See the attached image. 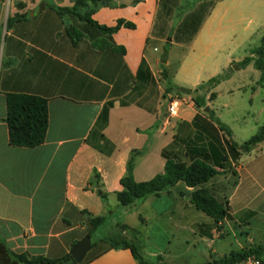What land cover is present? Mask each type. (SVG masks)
I'll list each match as a JSON object with an SVG mask.
<instances>
[{"label":"crops","instance_id":"0c3cea01","mask_svg":"<svg viewBox=\"0 0 264 264\" xmlns=\"http://www.w3.org/2000/svg\"><path fill=\"white\" fill-rule=\"evenodd\" d=\"M225 1L211 3L199 21L197 11L211 0H112L91 19L106 27L124 20L134 28L108 37L55 11L71 7L70 0H0V264H21V254L47 259L70 254L90 231L88 214L114 222L118 236L136 242L148 263L204 264L222 257L212 248L213 236L219 235L190 203L192 190L182 183L128 206L118 204L116 193L131 156L134 181L144 182L163 172L165 157L216 165L227 155L214 117L201 111L209 109V92L199 99L197 94L200 108L189 94L178 97L180 88L198 92L214 78L215 72L201 78L194 63L221 49L223 22L234 21L228 14L237 7ZM203 31L198 56L189 62ZM174 48L187 49L177 67ZM8 94L47 101L48 125L40 145L9 143ZM169 98L179 102L171 119ZM198 142H208L209 148H195ZM235 171L253 179L247 168ZM221 175L219 182H225L228 173ZM220 196L227 199L226 192ZM135 216L139 226L133 228L127 218ZM195 255L203 262L192 263ZM85 264L138 263L129 249L118 248L90 256Z\"/></svg>","mask_w":264,"mask_h":264},{"label":"rangeland","instance_id":"374dc122","mask_svg":"<svg viewBox=\"0 0 264 264\" xmlns=\"http://www.w3.org/2000/svg\"><path fill=\"white\" fill-rule=\"evenodd\" d=\"M213 2L215 0L207 3L204 6L206 9L197 11L198 20L207 14ZM229 4H232L231 7L237 4V7L232 15L228 14L234 21L223 22L221 33L226 38L218 44L221 49L215 51L214 56L197 59V63H194V66L200 71L201 78L205 79L215 72L214 78H219V80L214 85L205 83L198 92L191 91L198 94V99L209 92V99H206L205 103H208L210 111H205L208 106L201 108V111L207 113L208 117H214L218 129L221 124L230 132V136H227L224 131L219 129L226 147L227 155L224 157L228 158V162H225V172L228 173V178L225 182L222 180L219 182L222 175H218L212 181L213 194L221 198L220 194L226 192L227 200H230V204L228 203L229 219L221 224L218 231L213 219L203 214L206 221H210L212 228L217 233L215 234L219 235V239L214 236L212 238V248L216 250V256L227 255L231 251L235 252L250 246L260 245L264 249V140L248 152L239 153L237 159H232L229 149V140L237 145H242L254 136L264 124V74L253 65L255 52L263 45L264 0H226L224 2V5ZM212 27L215 28V25ZM204 33L206 32L203 31L200 34V40L195 42L189 55V62L198 56ZM186 50V48H174L172 51L174 60L172 63L175 67L179 65ZM245 58H250L251 61L248 64H243L242 61ZM229 59L232 63L228 67L226 62ZM172 89L174 94H179L175 83L172 84ZM211 94H213L212 98H210ZM180 96L186 95L179 94L178 97ZM204 145L209 148L208 142L193 143L195 148ZM238 166L247 168L253 175V179H249L250 176H247L245 171L242 174L236 172L235 168ZM232 171L235 173L232 174ZM127 223L133 228L139 226L136 216L127 218ZM106 233L119 237L114 222L108 221L98 228L96 235H92L91 242L94 243L100 238V234ZM131 244L138 251L140 250L136 242ZM104 246L106 247L107 244L100 243L89 257ZM206 250L210 251L211 249L206 248ZM201 258L195 255V257L191 256L189 260L192 263L203 262L200 261ZM213 258L214 256L211 261ZM253 260L252 258L242 264H253Z\"/></svg>","mask_w":264,"mask_h":264},{"label":"trees","instance_id":"16d2710c","mask_svg":"<svg viewBox=\"0 0 264 264\" xmlns=\"http://www.w3.org/2000/svg\"><path fill=\"white\" fill-rule=\"evenodd\" d=\"M70 1L73 3L71 7H55V11L60 16L70 14L108 37L115 34L120 28H134L132 23L124 20H117L113 27H106L104 25H99L91 19V16L100 7L112 6V0ZM199 21H201V19ZM198 25L199 24L195 26L194 32ZM262 42L263 45L255 52L253 65L264 74V37ZM250 61V58H245L242 63L248 64ZM218 80L219 78L215 77L210 79L206 84L214 85ZM212 97L213 94H211L210 98ZM194 103L197 107H201L197 102V98L194 100ZM103 118H106V110L103 111ZM4 122L7 125L8 140L12 146L26 148L36 147L44 141L47 131V101L43 98L32 95L8 94L6 96V117ZM219 129L224 131L227 136H230L229 130L224 125L219 124ZM263 140L264 124L258 129L254 136L245 141L242 145H237L229 140V149L232 159H237L239 153L248 152ZM225 162H228V158L224 156L220 158V162L216 165H211L205 159H196L188 163L165 157L164 169L161 174L154 176L148 181L135 182L133 178V158L131 156L126 165L125 174L119 181L122 189L116 193L117 202L121 206H128L133 202L142 200L150 195H159L160 193L167 192L178 183H182L185 187L192 190L188 193L190 196V203L195 209L211 217L216 224V229L219 231L221 224L229 219L228 201L224 197L218 198L213 194L212 185L208 186V184L218 175H221L226 171ZM234 173L235 172L232 171V174ZM94 176L97 177V180L94 181L97 183L98 175L95 173ZM90 183H92V180ZM100 198L104 200L105 194L102 193ZM83 213L88 214L86 211H83ZM88 216L90 231L86 236L92 238V232L101 227L107 220V217H91L89 214ZM121 228L126 227L121 226ZM100 243H105L107 246L101 251L98 250L96 254H93L94 256L91 255V259L108 250L121 248L129 249L138 264H152L142 258L135 246L117 236L102 237L98 238L94 243L91 242L90 250L79 263L75 262L70 254L59 259H47L42 256H29L27 254H21L17 257L21 264H85L90 260L88 254L93 252ZM263 254V246H250L247 248H241L235 252L231 251L227 255L218 259H213L204 264H242L252 258L258 260L260 264H264Z\"/></svg>","mask_w":264,"mask_h":264},{"label":"water","instance_id":"95a60500","mask_svg":"<svg viewBox=\"0 0 264 264\" xmlns=\"http://www.w3.org/2000/svg\"><path fill=\"white\" fill-rule=\"evenodd\" d=\"M179 91L180 93L183 94H189L191 99L193 100H195L197 97L195 92H189L188 90L183 88H180ZM205 111H208L207 107L205 108ZM96 188L98 189V185H96ZM98 194H101V192L98 191ZM90 248H91V239L90 237L86 236L71 247L70 255L75 262L79 263L86 255V253L90 250Z\"/></svg>","mask_w":264,"mask_h":264},{"label":"built area","instance_id":"2783aa9c","mask_svg":"<svg viewBox=\"0 0 264 264\" xmlns=\"http://www.w3.org/2000/svg\"><path fill=\"white\" fill-rule=\"evenodd\" d=\"M178 101L175 98H169L167 106V119L177 117ZM250 261V260H249ZM253 264H260L258 260H253Z\"/></svg>","mask_w":264,"mask_h":264}]
</instances>
